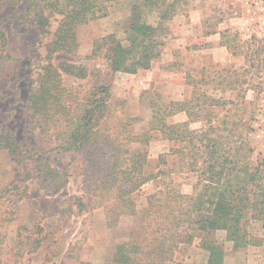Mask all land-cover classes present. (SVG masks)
Wrapping results in <instances>:
<instances>
[{
    "label": "rangeland",
    "instance_id": "rangeland-1",
    "mask_svg": "<svg viewBox=\"0 0 264 264\" xmlns=\"http://www.w3.org/2000/svg\"><path fill=\"white\" fill-rule=\"evenodd\" d=\"M46 1L49 0H0V33L4 35L0 41V131L12 135L19 147L14 158L0 152V191L5 188L0 192V264H104L110 260L115 245L126 241L140 220L121 218L109 228L102 208V212L98 208L79 215L65 213L68 199L85 192L81 159L56 156L50 134L30 128L25 106L34 80L46 64V45L61 18L56 10L42 9ZM100 2L105 10L76 28L73 53H58L52 63L83 67L87 72L84 79L62 73L63 86L82 94L92 86H106L108 105L115 115L124 113L136 118L131 132L151 136L146 149L147 173L155 172L159 156L166 155V165L160 167L167 169V175L162 182H147L139 189L134 195L137 207L142 208L145 197L158 189L171 187L185 195L196 191L197 176L183 169L188 157L172 154L177 144L149 130V103L155 96L165 103L200 99L201 93L206 98L219 99L221 104L205 108L202 118L192 120L189 128L203 129L209 114L215 129L210 138L224 149L236 150L239 162L251 168L263 163L260 175L264 177V51L253 62L260 69L249 68L244 62L254 49L264 50V0H182L177 14L162 24L166 31L163 44L167 40L171 45V56L170 49L163 47L152 64L154 70L136 74L112 72L104 59L91 56L99 39L110 34L126 45L125 27L134 3L97 0V5ZM38 12L48 18L43 33L33 23ZM147 18L153 24L156 15L152 13ZM220 35L225 37L221 41H227L232 52L237 53L235 57L228 59L223 49H217ZM200 50L204 54H198ZM195 82L200 89L193 94ZM198 102L202 104L201 99ZM182 119L183 115H177L168 123H182ZM37 149L55 159L50 164L53 168L61 173L67 169L69 177L63 182L60 176L58 182L63 188L55 194L49 188L50 180L33 173L42 158ZM259 209L260 205H256L243 211L242 231L236 240L229 239L224 230L202 233L194 227L187 228L191 241L177 245L170 264H264L258 260L260 255L264 257V214L259 215ZM60 210L64 212L62 216L57 213Z\"/></svg>",
    "mask_w": 264,
    "mask_h": 264
},
{
    "label": "trees",
    "instance_id": "trees-1",
    "mask_svg": "<svg viewBox=\"0 0 264 264\" xmlns=\"http://www.w3.org/2000/svg\"><path fill=\"white\" fill-rule=\"evenodd\" d=\"M101 1L110 3L120 0ZM133 1L125 27L126 45L110 34L99 39L91 52V56L104 59L112 72L136 74L140 70H149L164 46L166 31L162 24L170 21L183 4L182 0ZM62 2L49 0L42 6V9L56 10L61 18L46 45V64L37 74L25 106L30 128L40 134H50L56 156L70 155V160L81 159L85 192L83 196L68 199L65 213L76 212L79 215L87 210L102 208L109 228L121 218L140 220L139 225L137 223L131 228L127 240L115 245L110 260L104 264H170L177 245L191 241L186 231L190 227L202 233L224 230L229 239L239 238L243 211L260 205L257 213L264 214V177L260 175L263 163L251 168V165L239 162L236 150L224 149L225 146L211 139L215 129L209 114L203 129L189 128L191 122L202 118L205 108L221 104L219 99L206 98L205 93L199 97L201 105L198 102L200 99L194 97L189 101L168 103L157 96L151 99L149 130L160 134L161 139L177 144L172 154L188 157L183 169L194 173L197 183L194 186L196 191L190 195L180 194L171 187L158 189L146 196L145 205L138 208L134 195L139 189L147 182L160 183L167 175V169L160 167L166 165V155L159 156L155 172L147 173L146 148L151 136L131 132L136 118L124 113L115 115L108 105L110 96L107 87L92 86L82 94L63 86L62 73L84 79L87 72L83 67L65 63L54 66L53 56L61 52L73 53L76 28L95 19V13L105 10V7L101 2L97 5V0ZM152 13L156 15V20L150 24L147 17ZM33 23L41 33L49 24L42 12L35 14ZM3 38L0 33V41ZM224 38L221 36L222 40ZM229 49L232 52L231 47ZM263 51V48L254 49L253 55L250 53L249 58L244 57L249 68L257 66L260 69L253 62L254 58L259 60L257 56ZM196 84L192 87L193 94L200 89ZM196 111L200 113L196 115ZM182 112L186 114V122L168 123L172 116ZM37 151L42 158L36 162L33 173L50 180L49 188L55 194L63 188V184L58 182L60 176H63V182L69 177L67 169L59 172L50 165L55 159L46 157L41 149ZM0 152L12 158L19 153L13 136L3 131H0ZM57 213L60 216L64 214L61 210ZM40 241L37 246H40Z\"/></svg>",
    "mask_w": 264,
    "mask_h": 264
},
{
    "label": "crops",
    "instance_id": "crops-1",
    "mask_svg": "<svg viewBox=\"0 0 264 264\" xmlns=\"http://www.w3.org/2000/svg\"><path fill=\"white\" fill-rule=\"evenodd\" d=\"M122 1H127V0H121V2ZM221 36L222 35H220L219 36V41H220V44L218 43L217 44V46H218V48L217 49H223L226 53H227V58L229 59V57L230 58H233V57H235L234 55H233V53L230 51V49H229V47L226 45V44H223V42L221 41L222 39H221ZM179 44H180V41H179ZM164 48H165V50L166 51H168V49H170V47H171V45L169 44V43H167V40L165 41V43H164V46H163ZM220 51H222V50H220ZM219 51V52H220ZM228 52L230 53V55L228 54ZM171 53H172V51H171V49L169 50V54H170V56H171ZM198 54H204V51L203 50H200V51H198ZM216 57H213V59H215ZM226 58V59H227ZM153 64V63H152ZM150 70H154V67L151 65V69ZM141 73H139V74H137V75H140ZM177 115H183L184 116V119H182L183 120V122H185V121H187V117H186V114L185 113H177L176 115H174V116H172L171 118H174V117H176ZM186 119V120H185ZM181 120V121H182ZM185 120V121H184ZM150 145V144H149ZM148 145V146H149ZM147 149V148H146ZM99 212H102V210H100L99 209ZM263 250H264V248H263ZM263 254H264V252H263ZM261 256V255H260ZM258 257L259 259V261H264V257L263 256H261V257Z\"/></svg>",
    "mask_w": 264,
    "mask_h": 264
}]
</instances>
